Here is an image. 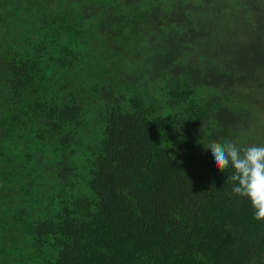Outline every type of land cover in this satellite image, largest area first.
Instances as JSON below:
<instances>
[{"label": "trees", "instance_id": "trees-1", "mask_svg": "<svg viewBox=\"0 0 264 264\" xmlns=\"http://www.w3.org/2000/svg\"><path fill=\"white\" fill-rule=\"evenodd\" d=\"M212 141L264 146V0H0V264H264Z\"/></svg>", "mask_w": 264, "mask_h": 264}, {"label": "clouds", "instance_id": "clouds-1", "mask_svg": "<svg viewBox=\"0 0 264 264\" xmlns=\"http://www.w3.org/2000/svg\"><path fill=\"white\" fill-rule=\"evenodd\" d=\"M203 147L210 150L217 171L224 173L231 166L227 180L233 185V196L245 198L254 219L264 220V146L238 148L230 141H212Z\"/></svg>", "mask_w": 264, "mask_h": 264}, {"label": "rangeland", "instance_id": "rangeland-1", "mask_svg": "<svg viewBox=\"0 0 264 264\" xmlns=\"http://www.w3.org/2000/svg\"><path fill=\"white\" fill-rule=\"evenodd\" d=\"M251 17H253V16H251Z\"/></svg>", "mask_w": 264, "mask_h": 264}]
</instances>
